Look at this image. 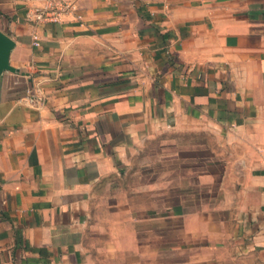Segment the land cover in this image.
I'll return each instance as SVG.
<instances>
[{
	"label": "crops",
	"instance_id": "crops-1",
	"mask_svg": "<svg viewBox=\"0 0 264 264\" xmlns=\"http://www.w3.org/2000/svg\"><path fill=\"white\" fill-rule=\"evenodd\" d=\"M71 1L0 0V264H264V0Z\"/></svg>",
	"mask_w": 264,
	"mask_h": 264
},
{
	"label": "built area",
	"instance_id": "built-area-1",
	"mask_svg": "<svg viewBox=\"0 0 264 264\" xmlns=\"http://www.w3.org/2000/svg\"><path fill=\"white\" fill-rule=\"evenodd\" d=\"M27 3L26 19L36 24L61 22L75 14V4L71 0H24ZM34 45L40 44L38 34L33 36Z\"/></svg>",
	"mask_w": 264,
	"mask_h": 264
},
{
	"label": "water",
	"instance_id": "water-1",
	"mask_svg": "<svg viewBox=\"0 0 264 264\" xmlns=\"http://www.w3.org/2000/svg\"><path fill=\"white\" fill-rule=\"evenodd\" d=\"M14 45L15 41L8 34L0 30V77L5 70H15L9 62V53Z\"/></svg>",
	"mask_w": 264,
	"mask_h": 264
}]
</instances>
